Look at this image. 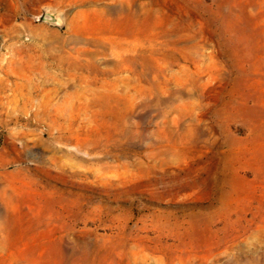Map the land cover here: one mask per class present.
<instances>
[{
  "label": "rangeland",
  "instance_id": "obj_1",
  "mask_svg": "<svg viewBox=\"0 0 264 264\" xmlns=\"http://www.w3.org/2000/svg\"><path fill=\"white\" fill-rule=\"evenodd\" d=\"M0 264H264V0H0Z\"/></svg>",
  "mask_w": 264,
  "mask_h": 264
}]
</instances>
